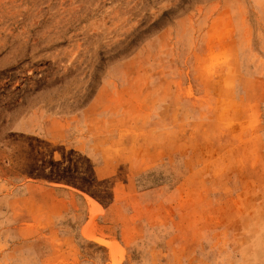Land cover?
I'll list each match as a JSON object with an SVG mask.
<instances>
[{
	"label": "rangeland",
	"instance_id": "rangeland-1",
	"mask_svg": "<svg viewBox=\"0 0 264 264\" xmlns=\"http://www.w3.org/2000/svg\"><path fill=\"white\" fill-rule=\"evenodd\" d=\"M0 264H264V0H0Z\"/></svg>",
	"mask_w": 264,
	"mask_h": 264
}]
</instances>
